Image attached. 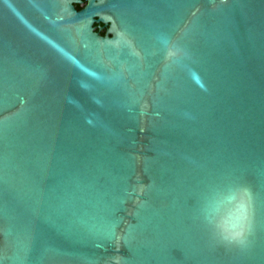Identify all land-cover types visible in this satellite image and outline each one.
Returning <instances> with one entry per match:
<instances>
[{"label": "water", "instance_id": "obj_1", "mask_svg": "<svg viewBox=\"0 0 264 264\" xmlns=\"http://www.w3.org/2000/svg\"><path fill=\"white\" fill-rule=\"evenodd\" d=\"M0 264H264V0H0Z\"/></svg>", "mask_w": 264, "mask_h": 264}, {"label": "trees", "instance_id": "obj_2", "mask_svg": "<svg viewBox=\"0 0 264 264\" xmlns=\"http://www.w3.org/2000/svg\"><path fill=\"white\" fill-rule=\"evenodd\" d=\"M84 3H86V0H84ZM83 6L82 5H76V8L77 9H81ZM99 28H97V30H98ZM105 30L106 29H104L103 31H100V33L102 34V35H104L105 34Z\"/></svg>", "mask_w": 264, "mask_h": 264}]
</instances>
